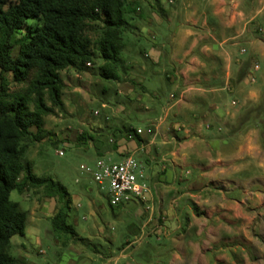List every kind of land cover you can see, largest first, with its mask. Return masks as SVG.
<instances>
[{
	"label": "rangeland",
	"instance_id": "1",
	"mask_svg": "<svg viewBox=\"0 0 264 264\" xmlns=\"http://www.w3.org/2000/svg\"><path fill=\"white\" fill-rule=\"evenodd\" d=\"M123 4L117 62L103 56V15L89 20L91 60L60 72L62 108L44 117L39 139L22 142L21 179L68 190L76 237L53 231L59 199L28 185L11 194L27 215L11 256L17 264H264V0ZM41 27L31 20L14 35V61ZM106 65L115 79L104 77ZM4 78L9 94L27 88ZM129 156L143 165L151 197L112 209L85 168Z\"/></svg>",
	"mask_w": 264,
	"mask_h": 264
},
{
	"label": "trees",
	"instance_id": "2",
	"mask_svg": "<svg viewBox=\"0 0 264 264\" xmlns=\"http://www.w3.org/2000/svg\"><path fill=\"white\" fill-rule=\"evenodd\" d=\"M6 3L7 8L0 9V264H17L10 248L15 237L25 236L27 215L11 200V194L28 185L45 186L59 199L62 207L51 220L53 231L76 237L68 223V190L59 182L32 174L21 179L25 171L22 142L39 139L44 117L53 113V107L62 108L60 72L68 68L80 71L91 60L85 24L103 15V56L109 64L117 62V40L125 19L123 0H0V5ZM31 20H40L42 27L32 33L21 57L14 61L12 39ZM108 67L103 69L104 77L115 79ZM5 73H11L17 83H28L26 90L6 92ZM130 134L136 136L133 130Z\"/></svg>",
	"mask_w": 264,
	"mask_h": 264
},
{
	"label": "built area",
	"instance_id": "3",
	"mask_svg": "<svg viewBox=\"0 0 264 264\" xmlns=\"http://www.w3.org/2000/svg\"><path fill=\"white\" fill-rule=\"evenodd\" d=\"M86 173L107 191L111 208L127 206L131 203H146L150 200L151 189L142 164L133 156L121 162L110 159L97 161L93 169L85 168Z\"/></svg>",
	"mask_w": 264,
	"mask_h": 264
},
{
	"label": "crops",
	"instance_id": "4",
	"mask_svg": "<svg viewBox=\"0 0 264 264\" xmlns=\"http://www.w3.org/2000/svg\"><path fill=\"white\" fill-rule=\"evenodd\" d=\"M131 206H134V204H133V205L130 204V207H131ZM125 207H126V206H125ZM12 241H14V239H13Z\"/></svg>",
	"mask_w": 264,
	"mask_h": 264
}]
</instances>
